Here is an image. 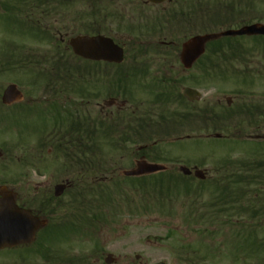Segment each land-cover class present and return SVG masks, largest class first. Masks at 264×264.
<instances>
[{
  "label": "rangeland",
  "instance_id": "374dc122",
  "mask_svg": "<svg viewBox=\"0 0 264 264\" xmlns=\"http://www.w3.org/2000/svg\"><path fill=\"white\" fill-rule=\"evenodd\" d=\"M202 1L205 2V0ZM208 2L210 3L209 9L220 12L213 21L216 27L227 20L229 24L232 21V28H238L241 24L249 22H258V20L264 22V0H208ZM62 10H64L62 14L65 17L72 12L68 6H63ZM74 10L82 11V6L75 5ZM229 10L232 17L226 15ZM151 11L155 12V10ZM61 18L64 22L67 17ZM68 21L71 22L67 18L66 22L68 23ZM5 27V20L0 18V46L5 43L7 45L8 42H15L17 47L24 46L27 54L29 50L31 52L36 49L42 51L44 48L50 47L48 43L28 40L34 33L29 28L27 29L28 38L23 34L17 38V35L20 34L18 30V32L15 29L7 30ZM76 27L78 28L77 33H83V29L79 25ZM223 28L225 27H219L213 32ZM197 29V26L195 28L188 26L184 29L179 28L169 39L172 42L180 43L186 34L195 33ZM212 29L215 28L212 27ZM112 33L118 39H127L126 32L121 28L114 26ZM230 43L225 44L227 46L225 51H228V57L232 58L231 63L228 64L230 68L248 67L251 69V67L259 66L258 62L264 63V39L239 37ZM209 52L212 53L211 50ZM167 53L172 55H166L167 58H164L165 55L156 56L152 52L142 57L144 61L150 58L149 62L145 64V68L151 72L148 75L152 77L159 71L158 76L178 74L179 77L185 78V82L179 89L183 91L185 87L191 86L199 89L203 94L204 100L198 102L195 107L198 111L203 110L209 100L216 102V97L234 96L238 89L237 86L240 88H250L251 86V77L246 76V78L232 72L229 77H225L228 78L227 80L219 82L217 80L215 83L207 85L206 80L200 76V66L185 73L176 49ZM164 61L167 64L162 67ZM130 63L129 59L123 68L129 67ZM116 69L112 68V70ZM29 80L30 76L25 70L5 71L0 74V93L8 84L15 82L26 96L24 102L27 103L29 98L33 97L38 103L35 108H24V110L15 106L11 107L12 109L0 107V150L4 153V156L0 158V171L24 169L27 173L28 188L33 189V184L40 181L48 180L55 183L63 179H71L74 172L63 168L61 163L64 159L60 153L56 155L52 151L51 155L46 157L45 154V157L39 158L38 155H35L36 158L29 155H33L32 148L37 145L38 137L43 132L40 129H43L48 122L51 125V116L45 114L43 106L48 95L42 92L41 84L33 87L29 84ZM259 82L260 79L254 77V85ZM130 84H132L133 91L136 92L137 96L133 95L136 100L150 97L149 92L143 88V80L135 79ZM255 90L263 92L262 89ZM63 94L61 101L64 105L76 98L72 93ZM106 98L101 93L99 97L100 109H104L105 112L116 110V108L103 105V100ZM221 104L226 107V98H223ZM145 105L147 106V104ZM235 105H237L236 101H234L233 108ZM92 107L90 105V108ZM217 109L220 111L219 108ZM124 114V112H118L115 116L119 127V130H116L118 134L122 131ZM235 119L238 121L237 117ZM235 122L232 120L225 125V127L228 126L227 128L215 130L213 128L203 129L202 126L196 127L194 125L196 123H194V127L189 126L179 130L173 136H167L165 138L167 143L161 141L153 151V153L157 151L161 153L159 156L153 157L155 159L163 158L166 161L164 164L170 167L171 173L164 175L165 182L173 179V182L170 181L171 183L163 185V187L158 186L160 178H162L159 176L153 179V183H151L150 177H124V171L134 169L136 161L141 157L138 153L140 147L143 146L140 141L102 147L98 156L99 161L103 163V170L97 176L103 180L90 182L89 176L93 177V173L97 169L88 170L86 176L89 181L86 179L85 187H89L90 191H83L77 201H74L72 195L68 194L63 198L61 205L56 204L57 210L52 213L53 215H48L51 219L50 226L41 231L36 242L31 244L33 264H42L47 260L60 261L69 259L70 256L82 259L77 264H106L105 258L108 253H112L116 259L119 258L121 261H131V264H137V255H141L142 262L145 264L160 260H165L168 264H264V260L254 259L253 249L248 246L250 242H247L244 236L236 235L237 232L248 234L240 226L246 221L242 214L232 215V211L229 210L211 213L210 206L214 203L217 204L214 206L216 211L222 208L220 204L221 192L217 186L212 185L211 180L202 183L199 180L185 181L179 171V164L188 166L198 164L207 171L209 170V174L212 178L214 177V181L218 179L219 184L228 174L232 176L235 168L233 165H228L227 162L251 158L254 152L252 149L255 148V145H250V142L246 140L244 132L243 136L237 134L238 129L241 128L236 126ZM197 125L199 126V122ZM189 133L194 136L191 137ZM218 133L223 135L222 139L216 138ZM186 135L189 136L180 138ZM48 148L50 147L48 146L46 149ZM25 159L32 163L24 165ZM236 163L243 164L244 162ZM183 178L184 181H181ZM28 191L31 192V190ZM101 193L105 194V198L100 196ZM161 193L166 195V202H163L164 196ZM109 196L113 200H109ZM227 198L230 199V197ZM244 202L243 199L239 204H244ZM52 205L50 204L48 208ZM30 206H34L37 211L44 207L41 203ZM48 208H44V211ZM88 213L93 217L96 216L95 225H90L84 220ZM203 214H205L204 217L200 218ZM187 217L193 218V220L188 223ZM68 220L71 223L74 221L75 229L71 230L74 226L59 229L61 224ZM236 221L240 225L234 224ZM54 228L58 232L49 234V241L46 240V234ZM183 244L187 247L182 248ZM207 247H209L210 253H207ZM194 250L199 252L193 253ZM256 257L259 259L260 255L257 254Z\"/></svg>",
  "mask_w": 264,
  "mask_h": 264
},
{
  "label": "flooded vegetation",
  "instance_id": "af4514ba",
  "mask_svg": "<svg viewBox=\"0 0 264 264\" xmlns=\"http://www.w3.org/2000/svg\"><path fill=\"white\" fill-rule=\"evenodd\" d=\"M107 2L114 7V9H112L111 11H115L117 13L124 12L121 13V15L125 17L128 26L133 27V30L141 26V22H137L139 18L148 17L153 12L151 10H155V13L164 11L170 13L175 18L178 17V12L180 11L182 12L181 15L183 17V21L187 16L194 22L196 21L199 26L203 25V2L201 0H167L165 3H161L160 5L152 2L149 3L147 0H107ZM93 4H95V2L85 0L84 2H74V4L68 5L72 8H75V5L82 6V11L72 9V12L69 14V16L71 17V21L75 24V28L72 30H59L58 36L60 40H62L63 42H67V38H69L71 35L74 36L75 34H77L78 28L76 26L78 25L84 30L85 33L91 32L93 28L91 27V15L92 13H96V11H91L90 5ZM104 10L105 9H103V12ZM103 16L105 18L107 17L105 14H103ZM231 38L235 39L237 37ZM157 43L161 46H166L169 48L180 46V43L169 41L166 36H164L163 39L157 41ZM122 45L124 46V43ZM141 48L142 47L140 45H131L130 52H139ZM225 56H227V54L218 53V55H211L210 57L221 59L218 61V63L213 64L207 62L206 64H201L202 66H206L207 68L215 67V69H206L200 72L201 75L207 78V80L205 81L207 85L210 83H215L217 80V82L227 80L228 78L225 77H229L230 73L232 72L236 75L251 77V86L250 88H240L239 86H237L238 89L236 91V94L232 97L233 100L231 101V105L229 104V101H227L228 97L223 95L220 97H216V102L209 100L203 108V116L208 121L211 120L212 122H214V120H217L218 122H220L221 120H224L226 115L229 114V111H234V114L237 115L238 119H240V124L243 126V130L241 132H244V135L251 140L257 141L256 144L258 146V151L256 152L255 156L244 159L245 164L243 165V173L245 179L243 180V184L244 195L246 198V212H244V215L246 216V227L247 230L255 238L256 244L253 248L254 252L260 253L261 250L264 251V63L258 62L260 63V65H257V67L255 68L251 67V69L248 67L230 68L228 64L231 63V60H225ZM122 64L126 63H121L120 65ZM145 64L146 63L144 62L141 63L131 60L129 67H122L121 69L116 70H133L137 74H140L145 70ZM120 65L109 63L88 66L87 69L90 71V82H92V84L94 85V89L91 92L92 97L87 100V105L84 104V99L81 96L75 95L76 98L69 101V108L66 110L60 104L64 86L58 83L55 84L57 79L54 80L53 83H49L50 90L48 92L46 91L48 97L45 103L49 111L47 115L51 116V121H56L57 123L65 122L68 119L77 121L80 129L79 142L82 143V147H84L85 150L91 148L92 145H94L96 149H100L103 140L102 135H110L112 145L117 143L118 141L115 116L117 114V111H122V109H126L129 107L127 105L128 102H120V100H118L116 105L111 106L113 108H116V110L105 112L104 109H100V94L97 92V85H102V95H105L107 98H115V96L113 95L115 93L114 90H109L107 88L110 75L112 74L110 72L113 71L112 68H118V66ZM74 70L77 69H55L51 70V72H71ZM254 77H258V79H260V82L257 83V85H254L253 83ZM165 78L166 75H164L163 79ZM169 78L173 79V77L171 76H169ZM72 88L73 85H71V89ZM255 89H262L263 92H258ZM116 92L119 93L118 90ZM122 93L123 91L120 92L119 98H121ZM223 98H226V106L228 108L234 106V101H236L237 105H235V109L231 108V110H229L227 107L222 106L221 103L223 101ZM203 100L204 98H201L199 102ZM28 102L32 103V98ZM197 103L198 102L189 101L188 108H190V110L195 109ZM90 105L93 107L90 108ZM217 108H219L220 111H218ZM133 112L137 113L136 108H133ZM147 113L148 112L146 109L140 111V114L142 116H146ZM190 115L193 116L194 114L191 112ZM85 119L87 120L86 123L84 121ZM48 141L53 145L52 136L48 138ZM43 145L44 143L42 144V146ZM48 151L51 152L53 150L49 148ZM44 152V149H41L34 152L33 154H43ZM101 168L102 167L100 162L98 163V168H96L97 173L101 171ZM191 168L193 170H196L200 169V166L198 164H194ZM91 169L93 170L94 167L92 166ZM204 170L206 173V178L200 181L204 182L206 180H211L212 185L216 184L218 182V179L214 181V177L212 178V176L209 174V170ZM26 174L27 173L24 169L17 168L5 169L0 171V188H5V191L8 192L10 199L15 200L17 205L22 208H29L30 205H35L36 203L42 204L45 202H55L54 200H56V202H60L58 200L61 197H65L68 194L72 195L75 192L74 185L76 182L73 180L68 181L67 179H65L64 181L62 180V182L67 183V187L64 190L65 193L63 194V196L53 199L52 195H55V186L58 183L55 184L51 182H39L37 184H33V189H30L28 188V184L26 183ZM87 180L82 179L77 182H87ZM89 180L90 182H94L101 181L103 179L98 178L97 175H94L93 177L89 176ZM185 180L191 182L199 179L192 172L190 176H185ZM28 190H31V192ZM33 211L35 213L42 212V210L37 211L36 209H33ZM236 213L238 214V212ZM115 260L117 264L119 262H121V264H131V261H121L119 260V258ZM136 260L137 264H145L142 262L141 256L139 255L136 257ZM77 262H79L78 259L71 258L60 261L47 260L42 264H77ZM0 264H33L32 248H30L29 245H20L15 248L0 250Z\"/></svg>",
  "mask_w": 264,
  "mask_h": 264
},
{
  "label": "water",
  "instance_id": "95a60500",
  "mask_svg": "<svg viewBox=\"0 0 264 264\" xmlns=\"http://www.w3.org/2000/svg\"><path fill=\"white\" fill-rule=\"evenodd\" d=\"M157 3H161L164 0H152ZM264 34V24H254L243 27L238 30H228L217 34L196 35L195 37L187 40L183 45V51L181 53L182 63L185 67L191 68L196 60L205 53L207 42L215 40L223 36H239V35H260ZM73 50L85 59L92 60H106L120 63L124 56V49L119 47L112 38L104 37L102 35L97 36H77L70 41ZM190 99H198L199 92L192 88H188L185 91ZM3 99L5 103H13V101L20 100L22 98L20 91L16 85L10 86L4 92ZM107 105H111V102H106ZM0 152V156H1ZM166 169L161 164H151L139 162L137 168L132 171H125L126 175L136 176L147 173L158 172L159 170ZM182 171L185 174H190V169L182 167ZM196 175L202 177V171L196 172ZM64 186L57 187V195H61ZM3 196L0 199V248L15 246L20 243H31L35 240L36 232L46 224L45 220H39L37 217L31 214L30 211L22 210L8 197V194L1 192ZM111 262V259L107 260ZM157 264H164L157 263Z\"/></svg>",
  "mask_w": 264,
  "mask_h": 264
},
{
  "label": "trees",
  "instance_id": "16d2710c",
  "mask_svg": "<svg viewBox=\"0 0 264 264\" xmlns=\"http://www.w3.org/2000/svg\"><path fill=\"white\" fill-rule=\"evenodd\" d=\"M67 0H8L7 5H5L6 9H8L10 12L12 10L16 13L17 16H24L26 22L31 26V24H35V26L39 27L40 30H48L45 28H53V25L50 24L54 20H57L56 14L60 13V8H53L52 5L54 4H61L63 2H66ZM96 1V0H93ZM102 1V0H98ZM105 4L101 3L96 6H92V10H102L105 9V13L108 14L111 8H113L112 5H109L107 0H103ZM98 20V17H97ZM44 38L46 40H49L48 33L45 34ZM211 46V52L212 53H218V52H226L224 50V44L216 41L210 43ZM231 44V43H230ZM55 51V49H54ZM58 52V51H55ZM228 52V51H227ZM48 53H51L50 51ZM45 62L44 66L42 63ZM43 62L38 60H32L30 63L33 65L39 64L41 65V68H56V67H63L66 68V66H71L73 64H68L67 61L60 63L61 59L58 58V56H51L47 54L45 56ZM172 83V82H170ZM173 84V83H172ZM177 88V86H176ZM175 88V89H176ZM171 92L168 91H162L156 94L155 101L162 102L166 105L168 101H170L174 96L176 95L177 91L173 88H169ZM167 90V89H165ZM169 90V91H170ZM83 95H85L84 92H82ZM181 96L180 94H177ZM148 123H149V134L150 138L153 139V136L156 135V131L164 130L167 128V126L170 123V126H175L177 121L175 120V117L173 114L164 115V113H155L154 115L152 113L148 114ZM156 137V136H155ZM80 149V148H79ZM148 156H152L150 153L145 152ZM66 159L69 160L71 163H78L81 164L83 160V155L81 150L76 152H70L65 155Z\"/></svg>",
  "mask_w": 264,
  "mask_h": 264
}]
</instances>
